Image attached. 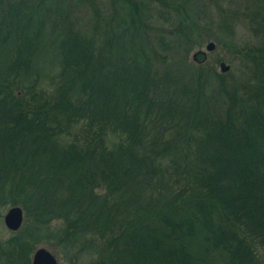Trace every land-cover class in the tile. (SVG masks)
Instances as JSON below:
<instances>
[{"label":"trees","instance_id":"1","mask_svg":"<svg viewBox=\"0 0 264 264\" xmlns=\"http://www.w3.org/2000/svg\"><path fill=\"white\" fill-rule=\"evenodd\" d=\"M33 1L0 12L15 76L0 84V205L31 219L0 239V264H31L43 238L69 264L78 262L70 252L101 264H264V0H248L250 14L228 8L245 0H219L218 13L202 0L207 14L191 22L186 0H54L41 18L44 1ZM237 16L254 43L243 48L246 73L231 83L218 75L220 112L165 106L169 39L187 45L212 30L204 19L232 35ZM39 45L49 66L23 82ZM165 116L175 139H165L169 127L153 133ZM160 183L144 205L142 185Z\"/></svg>","mask_w":264,"mask_h":264},{"label":"rangeland","instance_id":"2","mask_svg":"<svg viewBox=\"0 0 264 264\" xmlns=\"http://www.w3.org/2000/svg\"><path fill=\"white\" fill-rule=\"evenodd\" d=\"M16 0H1L0 3V12H6L7 9L11 6V3ZM37 2L40 4L39 0H34L33 2ZM42 11L40 13L41 16L45 13V9L50 7L55 3L54 0H43ZM181 1V0H180ZM206 1V0H204ZM202 0H186V7L190 10V22L194 20H199V13L205 12L203 8H201V4L204 2ZM219 0H213L210 2L207 0L208 4L214 5L215 13L217 11V2ZM248 0L239 3H233L228 6L230 10H244L247 14H250L253 11V6L251 3H247ZM179 2V1H178ZM246 3V4H244ZM243 4V5H242ZM228 4L225 2V6ZM226 8V7H225ZM238 8V9H236ZM207 14V12H205ZM238 17V16H237ZM1 18V15H0ZM200 18V17H199ZM208 18V17H207ZM43 21V25L45 27V32L47 33V25L45 24V17L41 19ZM206 22V26L212 27V30L203 29L196 33H194L193 39L185 45V41L183 39H179L178 34H175V37L170 38L171 42V57L168 59L167 65L164 66L166 70L165 82L159 88V99H162L165 106H170L172 102H175L176 105L178 103H183L189 108H192L195 104L198 106L197 112L201 115L202 113H208L212 116H215L221 110V102H218L215 97V89H216V80L218 79V75L225 76V82L231 83L233 79L239 78L242 73L245 71L244 69V59H243V48L245 46H251L254 43L253 36L249 29L250 24L247 20H244L242 17H238L237 25L234 33L231 35L230 31L223 30L218 27L216 24H210V19H204ZM219 20V18L214 19V21ZM241 20V21H240ZM240 21V22H239ZM171 22H169L170 24ZM205 27V26H203ZM218 27V29H216ZM170 32H174L168 29ZM44 32V33H45ZM44 38H48V35H44ZM221 40H220V39ZM213 42L215 44V49L212 52L207 53V57L204 63L198 64L193 61L192 56L194 53L198 51H205V46L209 43ZM38 48L36 55L31 57V70L22 78L23 82L29 81L31 78V73L34 70L41 71L44 67L41 64H45L47 67L49 66L51 53L49 51V46H37L35 50ZM239 51L242 52L239 53ZM10 56L6 55V51L0 46V84L8 86L9 83H14L15 76L9 74L6 71V67L10 65ZM224 62L226 65L230 67L229 71L226 73H222L219 68V64ZM25 70L22 72V74ZM47 81L43 80L44 87L47 88ZM42 82V81H41ZM50 82H48L49 84ZM15 87V86H13ZM49 88V87H48ZM37 92H40V84L39 87L36 88ZM51 91V89H50ZM7 92L8 89H7ZM13 97L17 99V92L15 89L12 91ZM31 92L30 90L27 93ZM23 101L29 102L30 108L33 104L30 101L29 94L28 95H20ZM40 103V102H39ZM38 103V104H39ZM37 104V105H38ZM170 119L165 116L164 119H160L157 123L152 127L153 133L161 131L162 128L169 127L170 129L165 134V139H175L176 131L178 127L176 126V122L174 124H170ZM169 121V122H168ZM167 122L169 124H167ZM162 127V128H161ZM166 132V131H165ZM18 152V151H17ZM182 174L175 173L174 179L182 181ZM174 179H169L170 184H174ZM7 184V183H6ZM8 185V184H7ZM165 184H158L156 186H145L142 185V189L140 188V200L145 205L148 200L156 199L158 197L159 192L164 191ZM176 186V185H175ZM5 187V186H4ZM2 195V192H0ZM8 193V192H7ZM4 194V197L8 195ZM138 194V193H134ZM127 197L130 194H126ZM149 204V202H148ZM147 204V205H148ZM12 207H20L23 211L24 221L22 223V227L26 224L27 221L31 219L26 216V213L22 206L20 205H11L7 204L4 206L0 205V239L7 240L12 236V233L7 230L3 223V218L7 211ZM61 222L53 223V227L59 226ZM38 248L47 249L58 261L59 264H69L70 260L64 257L63 252L61 251V247L56 245V241L52 238H43L42 241L36 245L35 250ZM35 252V251H34ZM33 252V253H34ZM141 252V251H140ZM71 253L72 260L75 259L78 261L77 264H101L100 258L95 253H86L81 255H75L73 252ZM33 255V254H32ZM32 255L31 258L32 259ZM138 256L141 257V253H138ZM110 264V263H107Z\"/></svg>","mask_w":264,"mask_h":264},{"label":"water","instance_id":"3","mask_svg":"<svg viewBox=\"0 0 264 264\" xmlns=\"http://www.w3.org/2000/svg\"><path fill=\"white\" fill-rule=\"evenodd\" d=\"M215 44L209 42L205 46V51H198L193 54L192 59L198 64L205 62L207 53L214 51ZM220 71L226 73L229 71L230 67L224 62L219 64ZM24 221L23 211L20 207L10 208L3 218V223L8 231L18 232ZM31 264H59L57 259L45 248H38L32 255Z\"/></svg>","mask_w":264,"mask_h":264}]
</instances>
